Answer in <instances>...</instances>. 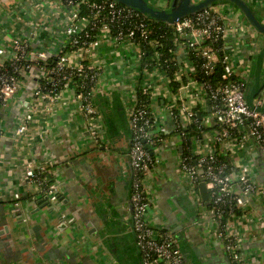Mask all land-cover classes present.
Segmentation results:
<instances>
[{"label": "crops", "instance_id": "1", "mask_svg": "<svg viewBox=\"0 0 264 264\" xmlns=\"http://www.w3.org/2000/svg\"><path fill=\"white\" fill-rule=\"evenodd\" d=\"M149 1L162 9L170 2ZM244 1L264 22V0ZM72 12L62 0H0V44L15 35L25 38L34 34L37 46L48 48L52 56L64 42ZM251 33L250 38L257 41L251 43L248 38L238 57L250 63L248 93L258 82L256 97H261L264 35L253 28ZM3 60L0 57V62ZM135 62V49L112 42H104L96 58L87 61L105 67V82L94 96L104 121L103 141L98 146L90 142L71 86L51 105L30 103L37 70L23 79L17 98L0 111V128L5 134L0 143V264H143L130 203L132 133L128 109L134 100L125 91L133 84L128 68ZM29 107L37 115L17 142V119ZM167 125L169 140L159 149L162 162L149 178L158 209L153 220L175 237L188 264H234L210 219L201 220L200 189L183 175L178 160L182 150L172 146L174 124L169 120ZM255 165L258 182L264 185V159L258 156ZM28 167L43 172L45 179L57 186V203L27 200L28 195L38 194L24 179ZM16 194L22 196L20 202L15 200ZM233 226L241 238L243 264H264V198L233 220Z\"/></svg>", "mask_w": 264, "mask_h": 264}, {"label": "built area", "instance_id": "2", "mask_svg": "<svg viewBox=\"0 0 264 264\" xmlns=\"http://www.w3.org/2000/svg\"><path fill=\"white\" fill-rule=\"evenodd\" d=\"M62 2L73 12L68 17L64 42L52 56L48 55V48L37 46L34 34L25 38L15 35L0 44V57L4 59L0 62V111L17 98L23 79L29 77L33 69L37 70L30 103L51 105L71 86L73 102L84 119L90 142L98 146L103 141L104 121L95 107L94 96L105 82V67L103 64L90 65L87 61L96 58L104 42L127 50L135 49L136 62L128 68L133 84L130 88L125 85V91L134 100V105L128 109L133 172L130 203L133 231L143 264H188L175 237L156 226L153 220L158 209L149 178L162 162L159 149L169 140V120L174 124L172 134L176 137L172 146L182 150L178 160L183 175L194 188H198L202 180L205 182L212 208L207 210L201 201V220L210 219L230 260L243 264L241 238L233 226V220L239 216L234 215V210L240 209L246 214L253 202L264 198V185L258 182L254 169L257 157L264 159V94L256 97L252 106L248 104L250 63L238 57L240 46L252 36L250 24L231 6L216 5L170 25L179 67L173 78H169L162 72L164 65L159 63L160 41L151 37L152 32L141 14L110 0ZM82 4L98 22V26L93 25L99 35L96 41L81 47L78 35L92 26L89 18L79 17ZM103 15L106 18L100 21ZM112 28L117 29L115 34ZM249 40L251 43L257 41L255 37ZM219 41H224L227 48L221 81L212 84L197 80V66L190 55L202 60L201 69L208 74L219 60L220 49L214 45ZM141 44L152 50V60H143ZM68 45L70 50H66ZM51 58H56L52 69L41 66ZM78 80L81 85L77 84ZM63 83L58 95H52L51 90ZM78 88H81L79 92ZM141 96L148 99V106L142 103ZM201 109L208 114L199 121ZM36 115L37 112L29 107L18 117L14 135L17 142L23 139ZM191 125L198 126V134L189 139L184 130ZM4 138L0 128V143ZM40 174L28 167L24 179L53 205L59 201L58 188L52 183L44 189L42 185L47 179H41ZM21 199L20 194L15 195L17 202Z\"/></svg>", "mask_w": 264, "mask_h": 264}, {"label": "trees", "instance_id": "3", "mask_svg": "<svg viewBox=\"0 0 264 264\" xmlns=\"http://www.w3.org/2000/svg\"><path fill=\"white\" fill-rule=\"evenodd\" d=\"M88 1L100 3V2H105V1H109V0H88ZM118 6L122 7V5H119V4H118ZM79 17H87L90 19V23H92V26L91 25L88 26V28L85 30L84 33L78 35V37L80 38L79 42H80L81 47L82 46H88L90 43L96 41L98 38L99 31L95 28V26H98V22L94 21V19L92 18V15L90 14V10L88 9V7L85 4H82L80 6ZM141 17L143 18L144 22L147 24L149 30H151V32H152L151 37L160 41L161 47L159 46L157 48V50L161 54V60L159 63L161 65L162 64L164 65V67H162V72L165 73L169 78H173L175 71L179 67V63H178V61L174 55V51L176 50L175 45H174V38H175L174 31L172 30L170 24H168V23L155 21L153 19L147 18L144 15H142ZM105 18H106V16L103 15L100 18V21L105 19ZM116 30L117 29L112 28V31L114 34H115ZM214 45H216V47H218L220 49L219 53H218V59L219 60L216 64H214L212 66L210 73L206 74L204 71H202V69H201L202 60H200V58L196 57L194 54H191L190 59L197 66V74H196L197 80L202 81V82L208 81L212 84H217L218 82L221 81V76L224 72V58L227 54V48L225 46L224 41L216 42V43H214ZM141 46H142V50L144 51L143 60L145 62L152 60V58H153L152 50L147 45L141 44ZM70 49H71V47H70V45H68L66 47V50H70ZM55 64H56V58H51L48 62H46V64H42L41 66L46 67L48 69H52ZM77 84L81 85V82L78 80ZM63 85H64V83L61 84L57 89L51 90L52 95H58V93H59L60 89L63 87ZM173 87H175V86L173 85ZM79 89H81V88L77 89L78 92H79ZM247 93H248V88H247ZM140 100L142 101V103L145 106L149 105V101L146 97L141 96ZM206 114H208V111L201 109V114L199 115V117H197L199 119V121H200L201 117H204ZM197 127L198 126L191 125L187 128V130H184V132L186 133V135L189 139L193 135L198 134ZM173 135H175V133H173ZM184 153L190 155L189 151L184 150ZM44 176H45L44 173L40 174L41 179L45 178ZM132 177H133V172H132ZM52 183H53L52 181L47 180V182H43L42 187L44 189H46ZM33 197L36 198V200H35L36 202H38L39 200H45V196L43 194L28 195L27 200H32ZM59 199H60V196H59ZM204 207L207 210H210L212 208L210 202L204 203ZM241 214H242V211L240 209L234 210L235 216H240Z\"/></svg>", "mask_w": 264, "mask_h": 264}, {"label": "water", "instance_id": "4", "mask_svg": "<svg viewBox=\"0 0 264 264\" xmlns=\"http://www.w3.org/2000/svg\"><path fill=\"white\" fill-rule=\"evenodd\" d=\"M124 7L133 9L134 11L159 22H165L170 25L180 21L181 19L202 12L216 5H228L236 9L246 19L250 26L258 33L264 35V22L262 16H259L244 0H201L194 2L193 0H172L169 9H162L152 5L149 0H110ZM248 88V87H247ZM260 90V84L256 82L250 93H247V102L252 106V100L256 97ZM201 199L204 203L209 201L208 192L205 188V182L202 180L199 185ZM46 200V204L49 202ZM42 202V201H41ZM133 225V224H132ZM136 244L137 239L134 233ZM138 246V245H137ZM139 249V248H138Z\"/></svg>", "mask_w": 264, "mask_h": 264}, {"label": "flooded vegetation", "instance_id": "5", "mask_svg": "<svg viewBox=\"0 0 264 264\" xmlns=\"http://www.w3.org/2000/svg\"><path fill=\"white\" fill-rule=\"evenodd\" d=\"M170 5H171V3H170V4L167 6V8H165V9H166V10L169 9Z\"/></svg>", "mask_w": 264, "mask_h": 264}, {"label": "rangeland", "instance_id": "6", "mask_svg": "<svg viewBox=\"0 0 264 264\" xmlns=\"http://www.w3.org/2000/svg\"><path fill=\"white\" fill-rule=\"evenodd\" d=\"M172 2V0H170L169 4Z\"/></svg>", "mask_w": 264, "mask_h": 264}]
</instances>
